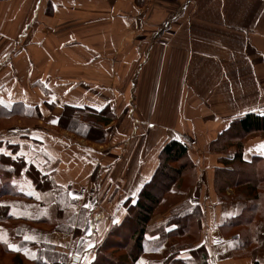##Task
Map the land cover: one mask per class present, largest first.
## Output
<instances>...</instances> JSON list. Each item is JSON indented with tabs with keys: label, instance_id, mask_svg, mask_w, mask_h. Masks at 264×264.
Instances as JSON below:
<instances>
[{
	"label": "crops",
	"instance_id": "obj_1",
	"mask_svg": "<svg viewBox=\"0 0 264 264\" xmlns=\"http://www.w3.org/2000/svg\"><path fill=\"white\" fill-rule=\"evenodd\" d=\"M0 97L4 111L22 107L33 118L38 110L42 119L40 130L0 142L42 154V172L87 213L77 242L64 236L77 250L66 253L73 264H88L95 238L124 220L172 140L189 145L196 165L186 200L203 211L208 261L252 264L228 255L238 236L220 233L237 205L219 203L215 169L233 154H212L210 145L234 119L264 112V0H0ZM66 105L110 107L107 144L58 129ZM255 156L264 157L263 140L246 144L244 160Z\"/></svg>",
	"mask_w": 264,
	"mask_h": 264
},
{
	"label": "trees",
	"instance_id": "obj_2",
	"mask_svg": "<svg viewBox=\"0 0 264 264\" xmlns=\"http://www.w3.org/2000/svg\"><path fill=\"white\" fill-rule=\"evenodd\" d=\"M3 109L0 106V116L5 112L9 113L8 117L17 116L24 110L27 117L33 112L22 107ZM115 120L110 107L97 111L66 105L58 128L78 139L103 146L108 141L106 126ZM256 138L264 141V116L250 113L234 119L211 143L210 152L233 154L232 159H219L223 167L215 169L214 177L219 203L238 206L236 215L225 218L219 226L224 238L238 236L231 241L229 256L262 264L264 214L260 211L264 204V157L244 160L246 144ZM4 147L12 154H0V225L9 223L2 241V245L6 242L4 250L13 255L12 264H25L22 254L29 249H35L32 264H70L68 255L57 251L56 245L27 240L24 234L27 225L46 226L72 235L76 243L83 233L87 213L78 209V201L56 184L54 176L44 174L36 162L26 158L20 146L0 142V148ZM93 179L97 181L96 172ZM184 179L190 182L186 187L182 184ZM197 180L189 145L178 140L165 144L155 174L143 186L135 204L130 200L126 202L124 220L99 239L88 264H211L207 247L200 245L203 211L186 200ZM177 202L165 222L150 225L162 205L170 207ZM14 208L20 210V216L12 213Z\"/></svg>",
	"mask_w": 264,
	"mask_h": 264
},
{
	"label": "rangeland",
	"instance_id": "obj_3",
	"mask_svg": "<svg viewBox=\"0 0 264 264\" xmlns=\"http://www.w3.org/2000/svg\"><path fill=\"white\" fill-rule=\"evenodd\" d=\"M7 115L8 114L5 113L2 116H0V139L1 140L3 138H6V136H8L9 134H11L12 132L17 131V130L22 131L24 133H30L31 131H34V130H40L39 128H37V126L42 125V123H41L42 121H39V120H42L40 118V116H39V113L35 114L33 118L25 117L24 116V110H20V112H19V114H17V116H9L8 117ZM29 130H31V131L29 132ZM44 132H47L48 134H51V136H56V134H58L56 131H50V130H47V129H45ZM257 139L261 140L259 138H256V140ZM12 145H15V144H12ZM26 148H27V146H26ZM7 152H9V151H7ZM26 158L29 161L36 162L38 165L43 163L44 160H46V159H44L42 154L41 155L27 154ZM245 170H248V169L246 168ZM183 181H184V183H183ZM183 181H182V184H184L185 187L190 184V182L187 181L186 179H184ZM263 187H264V185H263ZM171 198H173V196H171ZM178 203L179 202L174 203L171 206L169 205L170 207H166L165 205H162L158 209V211H157L156 215L154 216V218L155 219H159L160 217L166 215L169 212V210L174 205L176 206V204H178ZM263 203H264V198H263ZM237 209H238V206L236 207V210ZM260 212L262 214H264V204H262ZM12 213L14 215L20 216V210L17 209V208H14L12 210ZM1 224L2 225H0V264H12L13 255L12 254H7V252L4 250L6 242L3 243V245H2V241L5 240V238H3V237H4V234L6 233V230L8 228V224L9 223L5 222V223H1ZM90 233L93 234L94 230H91ZM64 236H67L70 239L72 237V235H70V234L57 232L53 228L51 229V228H47L46 226H39V225H27V229H26L25 234H24V238L27 239V240L35 241L37 243L41 242V243L54 244V245L57 246V251H58V248H59V252L60 253H65L66 254V253H69V250H71L70 251L71 255L72 256L73 255L77 256V250H75V245H73V244H71V246L70 245H66L67 240L64 238ZM98 241H99V237H96L95 238V242H94V247H96V245L98 244ZM173 242L174 241L169 242L167 244V246H170ZM230 246H231V243H230ZM230 246H229V249H230ZM70 247H72V249ZM34 251H35V249H29V250H26V251L23 252L22 255L27 259L26 260L23 257L25 264H32L30 261H31V258L33 257L32 254L34 253ZM92 254L93 253H90L89 255H84V257L87 256L85 258H87V260H88L90 258V256H92ZM228 255H229V251H228ZM144 259H145L144 261H146L147 257H145ZM245 259H249V258H245ZM84 260H86V259L81 260V258H78V262L77 263L81 264L82 261H84ZM144 261L142 263H144ZM213 261H215L214 258H213ZM71 262L73 264V260H71ZM71 262H70V264H71Z\"/></svg>",
	"mask_w": 264,
	"mask_h": 264
},
{
	"label": "snow or ice",
	"instance_id": "obj_4",
	"mask_svg": "<svg viewBox=\"0 0 264 264\" xmlns=\"http://www.w3.org/2000/svg\"><path fill=\"white\" fill-rule=\"evenodd\" d=\"M260 114H261V115H264V112H261ZM0 154H8V155H12L11 153H7V150L4 149V148H0ZM70 195L73 196L74 198L76 197V194H74V193H70ZM84 207H85V208H88L89 205L86 204V205H84ZM113 222L115 223L116 221L114 220ZM89 246L91 247V245H89ZM8 247L12 248L13 250H18V249H16V248H14V246H12V245H8Z\"/></svg>",
	"mask_w": 264,
	"mask_h": 264
},
{
	"label": "water",
	"instance_id": "obj_5",
	"mask_svg": "<svg viewBox=\"0 0 264 264\" xmlns=\"http://www.w3.org/2000/svg\"><path fill=\"white\" fill-rule=\"evenodd\" d=\"M77 259H75V261H76Z\"/></svg>",
	"mask_w": 264,
	"mask_h": 264
}]
</instances>
